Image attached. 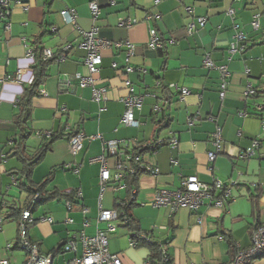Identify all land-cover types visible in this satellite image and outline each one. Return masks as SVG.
Here are the masks:
<instances>
[{
  "label": "crops",
  "instance_id": "0c3cea01",
  "mask_svg": "<svg viewBox=\"0 0 264 264\" xmlns=\"http://www.w3.org/2000/svg\"><path fill=\"white\" fill-rule=\"evenodd\" d=\"M23 1L27 10L10 0V15L0 20V262L25 264L27 260L26 252L24 256H15L20 217L7 220L9 210L24 207V211L30 210L35 222L28 229V239L38 247L41 255L55 253L53 264L65 263L72 257L55 252L68 236L80 230H84L86 236L95 233L99 207L114 209L118 202L128 198L129 192L105 191L100 196L97 185L100 166L89 160L102 154V145L99 140L88 137L100 134L105 140L150 143L153 139L152 107L163 90L168 92L169 103L164 114L170 125L157 139L167 143L173 136L177 146L176 149L162 146L157 152L142 156V163L157 168L158 175L143 174L137 179L136 204L132 205L131 213L141 234L150 241L147 243L162 245V252H166L172 264H226L227 244L218 240L222 231L229 232L237 246L247 248L250 245L248 230L254 223L251 195H260L258 220L264 224V197L257 187L264 185L263 4L249 0L251 4L243 8V4L232 0H157L156 6L155 0ZM91 1L99 9L95 22L88 8ZM186 7L193 9V15L186 14ZM229 8L235 10L233 19L227 15ZM69 10L76 14L75 26L64 21L60 14ZM257 12L262 13L261 25L253 31L249 24ZM146 13L160 15V20L152 26L165 40L174 39V45L161 52L146 48L148 31L141 22ZM195 17L206 18V24L187 36L186 27ZM122 18L140 22L124 29L117 26ZM232 24L244 32V50L228 60L227 49L234 36ZM92 27H97V36L101 39L113 43L128 41L135 47L129 65L136 70L126 77L135 93L144 97L140 110L134 111L138 128L119 124L124 111L120 99L127 90L121 72L112 69L111 65L115 63L119 69L124 67V48L104 51L99 73L94 76L107 89L102 110L92 101L91 88H80L74 78L76 75L88 76L83 64L86 53L79 45L82 41L80 33ZM37 37H41L40 48L51 50L54 56L59 55L63 45L69 44L71 50L66 59L50 64L48 77L38 89V93L43 91L45 95L39 94L32 100L25 152L30 156L53 135L60 137L34 168L31 179L40 183L55 169L46 191L66 194L78 191L80 198L74 201L70 212L65 208V200L32 209L30 204L26 206L27 195L18 186L25 183V178L19 174L18 157L13 155L18 130L12 119L19 96L32 80L34 57H28L27 51L33 52V41ZM204 54H208L215 65L228 67V85L223 100L219 97V73L202 67ZM248 84L254 92L250 97L245 96ZM171 85L185 88L189 94L181 97L179 91L170 88ZM259 106L263 109L259 110ZM217 125L222 129V152L209 171L207 153L213 150L210 135ZM78 131H82L86 139L80 152L73 157L67 140ZM254 140L258 146L251 157L240 158V152L250 147ZM109 163L112 165V161ZM68 164L78 166V173L74 174L72 168L67 169ZM190 176H196L207 185L219 180L223 187H230V198L223 199L221 191H216L215 196H220L224 204L220 208L202 207L198 213L200 223L186 208L170 215L167 209L152 206L157 189H177L181 181ZM82 209L87 211L85 218ZM45 218L51 219L52 224L43 222ZM67 218L73 223L66 224ZM83 221L89 227L83 228ZM98 226L103 228L102 224ZM126 233V229L124 232L117 230L108 236L109 251L123 254L122 264H142L149 256L148 249L145 246L137 247L139 250L130 249L125 240ZM78 252H81L80 246Z\"/></svg>",
  "mask_w": 264,
  "mask_h": 264
},
{
  "label": "built area",
  "instance_id": "2783aa9c",
  "mask_svg": "<svg viewBox=\"0 0 264 264\" xmlns=\"http://www.w3.org/2000/svg\"><path fill=\"white\" fill-rule=\"evenodd\" d=\"M10 0H0V20L5 19L10 15L9 10ZM53 1V0H50ZM234 3L243 4L245 8L249 3V0H232ZM263 4L264 0H257ZM15 5H20L24 10H27L23 0H12ZM154 6L158 4V1H153ZM90 13L95 22L98 18V5L91 1L88 5ZM186 14L193 15V9L190 7L185 8ZM61 16L64 21H67L70 25H76V14L69 11H62ZM227 15L234 18L235 10L229 8L227 10ZM262 13L257 12L252 16L250 27L253 31H257L261 25ZM160 20V15L158 13H146L141 20L147 27L148 31V41L146 43V48L149 51H159L164 50L169 45H174V39L165 40L162 38L157 30L152 26L153 22ZM140 21L136 19H119L117 26L124 29H129ZM206 24V18L195 17L186 27V34L190 36L195 32L196 28H203ZM9 27V24L6 25ZM234 29L233 41L229 44L227 49L228 60H231L232 56L244 50V32L236 24H232ZM82 39L79 48L82 49L86 55L84 57L83 64L87 69L88 76L76 75L74 78L77 80L80 88L90 87L92 90V101L96 103L100 110L103 109V104L106 102L107 89L104 85L99 84V80L94 78L98 75L99 68L103 59V52L112 49L124 48L125 51V65L123 68H118V66L113 63L111 68L114 70H119L121 72L123 79V85L127 92L120 101L124 105V111L120 117L119 124L126 128H138L139 122L134 118V111L140 110L144 97L139 96L135 93L133 86L127 79V74L134 72L136 69L129 65L130 58L134 55V45L128 41L124 42H110L101 39L97 36V27H92L89 31H84L80 33ZM71 47L69 44L63 45L59 50V55L56 61H63L67 58ZM27 56L33 58V52L31 50L27 51ZM54 53L51 50L43 51L44 60L54 59ZM202 67L208 71L216 70L219 73V97L220 100L225 99L227 85H228V67L227 66H217L209 58L208 54H204L202 58ZM2 82V81H0ZM171 89L179 91L181 97L188 95V90L185 88H179L177 85H171ZM39 94H44L43 91H39ZM45 95V94H44ZM254 92L250 84L246 88V97L253 96ZM262 110L263 107H258ZM164 106L158 104L157 102L153 105L152 111L157 114H162ZM194 120V119H193ZM193 120L190 121V125L193 124ZM264 128V127H263ZM48 137L50 134H46ZM89 140L97 139L102 145V154L93 157L89 160L91 164L97 163L100 166L99 177H98V187L100 190V196L103 195L105 191H110L112 193H117L120 190H127L129 192L128 198L124 201L118 202V205L111 210H103L99 207V211L96 217V228L95 233L92 236H86L84 230L73 233L68 236V238L61 243L55 250L56 253L70 254L72 257L65 261L64 264H122V259L120 254H113L109 251V240L108 236L114 234L120 225H126L128 223V217L125 212V208L130 204H136L137 190L136 187L129 188L127 179L130 176H134L138 171H141L140 175L146 174L153 177L158 175V169L155 167L146 166L142 163V156L137 155L136 149L142 150L146 149L148 146L152 145L154 148V153L158 151L163 145L159 139H152L150 143L145 142L144 144H137L136 140L125 141V140H105L102 135L97 134L92 137H88ZM86 139L85 134L82 131H78L76 134L71 135L68 142V149L70 154L75 157L82 148V142ZM210 143L213 147L212 151L207 153V160L210 166L208 170L212 171L213 163L218 155L222 152V129L220 126H216L215 130L210 135ZM165 146L171 149H176L177 140L171 136L169 141ZM257 141H253L251 146L240 152V158L247 159L253 154V150L257 148ZM109 161H112L110 165ZM66 168H72L74 174L78 173V166L66 165ZM15 184V183H14ZM257 186V185H255ZM262 192L264 197V185L257 186ZM256 187V188H257ZM216 191H221L223 199L230 198V187H223L219 180H216L213 184L207 185L201 182L196 176H190L181 181L180 187L174 190L168 189H157L155 192V197L152 206L155 209L165 208L169 211L170 215L175 214L179 209L186 208L192 214L196 216L197 223H200L199 210L206 205H213L215 207H222L224 204L223 199L217 198L215 196ZM80 198V193L78 191L74 192V199L78 200ZM39 197L35 195L30 202V207H32L36 202H38ZM208 204H205V202ZM71 202L65 203V208L68 212L72 208ZM83 217L87 211L82 209L81 211ZM43 222L52 224V220L49 218L42 219ZM34 219L30 214V210L27 209L22 212L20 220L18 221V236L17 245L18 248L24 250L27 253V260L25 264H53L54 254L49 253L46 255H41L38 251V247L35 244L30 243L28 239L27 227L34 224ZM66 224H72L73 220L67 218L65 220ZM102 224L103 228H99L98 225ZM83 228H87L88 223L83 221ZM141 237L143 240L149 242V240L141 233L136 234L130 233L128 237L127 245L129 248L135 249L138 247L136 238ZM219 241H223L221 236H218ZM81 247V252L79 254L78 247ZM9 249V246L6 247ZM264 255V224L257 227L250 235V245L247 248H241L237 246V253L229 264H253L254 261L260 259ZM169 257L166 252H162V259L157 261L155 264H168ZM0 264H7V261L3 260ZM142 264H151L149 258L145 259Z\"/></svg>",
  "mask_w": 264,
  "mask_h": 264
},
{
  "label": "trees",
  "instance_id": "16d2710c",
  "mask_svg": "<svg viewBox=\"0 0 264 264\" xmlns=\"http://www.w3.org/2000/svg\"><path fill=\"white\" fill-rule=\"evenodd\" d=\"M41 37H37L34 39V50H33V59L34 63L32 66V80L30 85L25 88L22 92V94L19 96L18 101L16 103V112L13 115V123L16 126L18 130L17 139L14 141L15 149H14V156L18 157V160L21 163V171L20 175L25 178V183H19L18 186L20 189H22L23 192L26 193L27 199H26V206H28L33 199L35 195H38L39 200L36 202L32 209H35L36 207L47 204L52 201L56 200H65L67 202L74 203V193H60L58 191H46L47 186L50 184V182L53 180V175L55 169L51 170L50 173L45 177L44 180H42L40 183H34L31 179L32 172L34 168L39 164V162L44 158L45 154L50 150L53 143L58 140L60 137L53 135L52 139L44 143L38 150H36L32 155H26L25 152V143L26 140L29 137V133L27 132V125L28 120L30 118V112L32 108V100L39 96L38 89L40 86H42L48 77L47 71L50 64L55 62L57 55H55L54 59L52 60H44L43 59V50L40 48V39ZM160 52L163 50H159ZM168 92L166 90H163L161 97L156 98V102L160 104L161 101H164L161 103V105L164 106V110L162 114H159L160 116L157 117V113L152 112L151 114V124L153 126L152 131V138L157 139L159 134L166 129L169 128L170 121L167 116H165V108L167 104L169 103L168 100ZM161 144L165 146L166 141H162ZM137 155L143 156L148 153H154V148L152 145L148 146L146 149H136ZM141 171H138L136 175L130 176L127 179V183L129 188L135 187L137 183V179L140 176ZM261 193V192H260ZM260 195L252 196L250 197V203H251V212H252V218L254 220V223L250 225L249 227V234L251 233L259 226V209H258V199ZM218 196L217 198H219ZM133 204L128 205L124 210L126 212V215L128 217V223L126 225H122L124 229L127 230L128 234L135 233L137 234L141 233L140 228L138 226L137 221L134 219L131 210L133 208ZM26 209L24 207L23 209H13L9 210V212L6 214L7 220L9 219H16L21 216L22 212ZM19 220V219H18ZM30 228V226L27 227V230ZM223 241L227 244V263L229 264L232 259L234 258L235 254L237 253V244L230 235L229 232L222 231L219 233ZM136 242L138 244V247L145 246L149 251V262L151 264H155L157 261H160L162 259V250L161 246L157 243H147V241L143 240L141 237L136 238ZM150 242V241H149ZM16 247H18L16 243ZM169 257V256H168ZM264 259V255L260 258ZM168 264H172L171 259L169 258Z\"/></svg>",
  "mask_w": 264,
  "mask_h": 264
},
{
  "label": "rangeland",
  "instance_id": "374dc122",
  "mask_svg": "<svg viewBox=\"0 0 264 264\" xmlns=\"http://www.w3.org/2000/svg\"><path fill=\"white\" fill-rule=\"evenodd\" d=\"M98 185V184H97ZM106 198V197H105ZM48 204V203H47ZM137 204H140V203H137ZM43 205H45L46 206V204H43ZM43 205H41V206H43ZM118 232L119 231H123L124 232V229H122V227H119L118 229ZM128 233V232H127ZM126 233V234H127ZM130 235V234H129ZM129 235L127 234V236H126V238H125V240H126V242L128 241V237H129ZM140 248V247H139ZM139 248H137V250H139ZM130 249H132V248H130ZM136 249V248H135ZM135 249H133V251L135 250ZM16 252H15V256H17V255H21V256H24V250H21V249H17V250H15ZM120 257H121V259H123L124 258V256H123V254H120ZM264 261V259H258V260H256V261H254L253 263L254 264H260V262H263ZM62 264H64V262H62Z\"/></svg>",
  "mask_w": 264,
  "mask_h": 264
},
{
  "label": "bare ground",
  "instance_id": "6f19581e",
  "mask_svg": "<svg viewBox=\"0 0 264 264\" xmlns=\"http://www.w3.org/2000/svg\"><path fill=\"white\" fill-rule=\"evenodd\" d=\"M157 152V151H156Z\"/></svg>",
  "mask_w": 264,
  "mask_h": 264
}]
</instances>
